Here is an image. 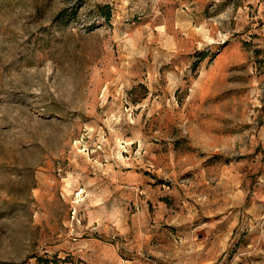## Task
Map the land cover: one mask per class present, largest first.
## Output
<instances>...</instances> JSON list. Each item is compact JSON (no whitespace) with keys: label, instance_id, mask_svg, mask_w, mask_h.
<instances>
[{"label":"rangeland","instance_id":"obj_1","mask_svg":"<svg viewBox=\"0 0 264 264\" xmlns=\"http://www.w3.org/2000/svg\"><path fill=\"white\" fill-rule=\"evenodd\" d=\"M0 264H264V0H0Z\"/></svg>","mask_w":264,"mask_h":264},{"label":"trees","instance_id":"obj_2","mask_svg":"<svg viewBox=\"0 0 264 264\" xmlns=\"http://www.w3.org/2000/svg\"><path fill=\"white\" fill-rule=\"evenodd\" d=\"M98 14L101 15L106 21L111 17V7L108 4H98L96 6Z\"/></svg>","mask_w":264,"mask_h":264}]
</instances>
